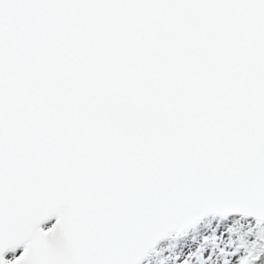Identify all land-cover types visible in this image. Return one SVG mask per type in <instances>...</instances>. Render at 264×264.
<instances>
[{
    "label": "snow or ice",
    "instance_id": "obj_1",
    "mask_svg": "<svg viewBox=\"0 0 264 264\" xmlns=\"http://www.w3.org/2000/svg\"><path fill=\"white\" fill-rule=\"evenodd\" d=\"M0 264H264V0H0Z\"/></svg>",
    "mask_w": 264,
    "mask_h": 264
}]
</instances>
